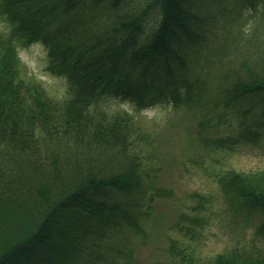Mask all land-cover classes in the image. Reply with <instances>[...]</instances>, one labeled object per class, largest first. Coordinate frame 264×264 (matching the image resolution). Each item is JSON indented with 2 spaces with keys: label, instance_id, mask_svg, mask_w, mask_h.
I'll return each mask as SVG.
<instances>
[{
  "label": "trees",
  "instance_id": "trees-1",
  "mask_svg": "<svg viewBox=\"0 0 264 264\" xmlns=\"http://www.w3.org/2000/svg\"><path fill=\"white\" fill-rule=\"evenodd\" d=\"M226 1L0 0V18L9 26L0 31V143L7 146L0 149V264H140L139 245L156 208L151 201L173 191L150 179L129 151L138 134L134 115L125 109L110 115L102 101L120 99L136 112L172 103L196 114L200 148L262 139L264 38L253 51H237L221 75L211 77L218 72L212 61L192 71L203 62L196 55L211 44L216 9L224 10ZM248 2L252 16L264 18V0ZM35 42L47 50L48 71L72 89L65 117L52 116L58 124L44 114L41 96L52 99L42 84L22 78L17 46ZM218 106L234 120L226 135L209 124L207 114ZM59 139L64 148L80 142L73 155L92 144L106 154L74 159L73 175L60 180L59 191V185L40 187L36 195L12 189L16 173L31 174L22 163L32 153L50 151L55 166ZM219 181L243 197L244 213L264 215V189H246L244 175L234 170ZM214 264L238 263L219 258Z\"/></svg>",
  "mask_w": 264,
  "mask_h": 264
},
{
  "label": "rangeland",
  "instance_id": "rangeland-1",
  "mask_svg": "<svg viewBox=\"0 0 264 264\" xmlns=\"http://www.w3.org/2000/svg\"><path fill=\"white\" fill-rule=\"evenodd\" d=\"M222 7L224 10L216 9L219 19L213 27L211 44L200 50V56L195 54L203 62L192 68L193 72H200L208 65L207 61H212L209 64L213 63L212 68L218 70L211 72L212 78L221 75V67H230V59L237 51H253L264 38V18L261 13L252 16L255 11L248 0L226 1ZM8 29L0 18V31L8 33ZM237 32L240 38L235 37ZM18 53L22 78L40 82L45 94L52 99L47 101L41 96L46 103L43 112L49 114L48 120L54 123L52 116L57 121L64 118L68 106L64 101L69 100L72 89L63 78L46 71L44 47L32 44L20 48ZM101 106L110 115L118 109L134 115L138 134L131 136L129 151L139 157L150 179L173 191L169 198L155 196L151 201L156 208L148 237L139 245L137 258L140 264H214L219 258L235 260L238 264H264V215L244 213L243 197L219 181L221 175L234 170L244 175L246 189H264V132L257 142L233 146L207 144L206 148H200L196 114L187 115L172 103H161L138 112L120 99L102 101ZM207 115L216 133L226 135L235 128L232 116L219 106L216 112ZM227 117L233 122L229 123ZM62 140L55 143L61 148L54 157L55 166L49 161L50 151L32 153L24 162L29 166L22 163V167L31 168V174L16 173L10 179L17 181L12 189L18 185L27 194L35 195L40 187L55 189L60 180L73 175L74 159L82 160L91 152L106 154V148L92 144L82 150V154L77 150L73 155L80 142L73 139L72 146L64 148ZM3 148L7 146L0 143V149ZM67 150L65 154L63 151ZM61 187L57 186L58 191Z\"/></svg>",
  "mask_w": 264,
  "mask_h": 264
}]
</instances>
